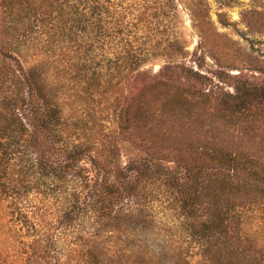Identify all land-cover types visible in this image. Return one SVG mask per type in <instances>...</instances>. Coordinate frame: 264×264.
I'll return each instance as SVG.
<instances>
[{
	"label": "trees",
	"instance_id": "obj_1",
	"mask_svg": "<svg viewBox=\"0 0 264 264\" xmlns=\"http://www.w3.org/2000/svg\"><path fill=\"white\" fill-rule=\"evenodd\" d=\"M113 4L0 0V264H264V164L215 130L239 121L207 101L194 110L205 94L176 86L160 110L129 111L125 98L108 114L116 136L93 124L86 137L64 117V75L82 72L80 92L93 95L118 85L111 69H129L85 70L71 50L93 22L124 20ZM254 90L264 100V87ZM250 91L234 95L237 112L250 109ZM176 110L194 137L155 127ZM121 141L141 152L126 165Z\"/></svg>",
	"mask_w": 264,
	"mask_h": 264
},
{
	"label": "rangeland",
	"instance_id": "obj_2",
	"mask_svg": "<svg viewBox=\"0 0 264 264\" xmlns=\"http://www.w3.org/2000/svg\"><path fill=\"white\" fill-rule=\"evenodd\" d=\"M112 1L113 7L126 13L124 20L118 25L93 22L91 31H80L71 50L85 63V70L95 68L104 73L114 67L118 73L125 61L129 69L120 76L111 69V81L118 85L103 86L93 95L80 92L82 72L64 75L66 78L59 84L64 93V117L74 119L83 134L86 130V137L92 135L93 124L101 128V133L116 136L120 133L116 117L108 114L117 104L119 108L123 106L125 98L128 101L134 97L129 111L136 106L160 110L176 86L190 87L207 96H194L198 104L194 110L201 111L199 102L207 101V108L216 106L225 117L239 121L237 126L215 130L229 139L232 148L252 151L264 164V100L256 98L254 90L264 87V0ZM109 5L105 3L103 8ZM111 27L119 34L110 36ZM57 51L55 57L60 55ZM247 90H253L250 92L255 99H248L250 109L241 114L234 95ZM226 106L236 111L230 113ZM176 111L165 124L156 118L159 124L155 127H169L185 137L195 134V125L186 121L185 112ZM177 117L179 120L174 121ZM118 150L122 165L141 155L127 142H119ZM164 165L173 168L175 163ZM4 205L0 197V242L6 238L3 225L8 221ZM172 215L167 214L168 218ZM249 227L253 228V222ZM1 246L5 245L0 243Z\"/></svg>",
	"mask_w": 264,
	"mask_h": 264
}]
</instances>
